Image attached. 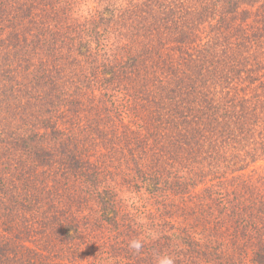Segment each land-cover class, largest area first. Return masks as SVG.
Here are the masks:
<instances>
[{"label":"trees","instance_id":"trees-1","mask_svg":"<svg viewBox=\"0 0 264 264\" xmlns=\"http://www.w3.org/2000/svg\"><path fill=\"white\" fill-rule=\"evenodd\" d=\"M94 1L0 0V264H264V0Z\"/></svg>","mask_w":264,"mask_h":264},{"label":"rangeland","instance_id":"rangeland-1","mask_svg":"<svg viewBox=\"0 0 264 264\" xmlns=\"http://www.w3.org/2000/svg\"><path fill=\"white\" fill-rule=\"evenodd\" d=\"M69 1H73V0H69ZM77 4L79 5L75 12L74 15L78 16L79 19L82 21V25L85 24V21H87L88 19H90L91 16H94L96 14V12L99 10V5L94 1V0H76ZM83 1V2H82ZM81 2V3H79ZM120 4V3H119ZM260 5H258L257 7L254 6V8L252 9V13H251V19L249 22V25H252L253 27L263 23L264 24V8H259ZM122 10L117 11V15H119V13H121ZM257 12V13H256ZM93 13V14H92ZM256 13V14H255ZM116 15V16H117ZM209 29V26H205ZM207 30V29H206ZM116 32H118V30H116ZM124 33V32H123ZM129 39L133 40L135 38L134 34H131L129 37ZM8 46V44H5V47ZM3 47V48H5ZM246 174H248V177H253V180H255L257 183L261 182L264 183V161H259L258 163H256L254 165V167L252 168V171H246ZM113 187H111L114 193L119 194L120 197H126L127 199L132 200L131 198L134 197L133 193L129 190H131L128 186L125 185L124 182V178L118 176V174L113 175V182H112ZM86 187V186H85ZM189 194L187 193V195L184 196V198H182L181 193L178 197H173L169 195L168 193H165V195H162L161 200H162V204H164V206L167 207L168 210L173 209L174 210V214H176V218H181L183 219L185 222H188L190 225L189 226H194V228L192 229V232L194 234V236L197 238V240H205L206 237L207 238H212L211 236H209L206 231L209 230L212 233H217V229L215 227V220H216V214L214 215L213 211H209L207 217L205 220H200L199 217L201 216L200 213H198V211H192L193 213L188 215L185 212H183V200H187L188 199V204L187 202H185L184 206L187 205V207H189L191 205V203L193 202V196L195 198H197L198 193H200L201 191H203L201 185L198 187H193L190 188L189 187ZM138 197H141V195H139L137 193ZM143 197V196H142ZM147 197V196H146ZM126 199V200H127ZM136 208L143 212V213H148L146 212V209L142 206L141 203L137 204V201H134ZM137 204V205H136ZM139 208H138V207ZM142 208V209H140ZM151 208V207H149ZM147 208V210L149 209ZM188 209V208H187ZM186 209V212H187ZM216 213V212H215ZM186 214V215H185ZM205 217H202V219H204ZM215 218V220H214ZM180 219V221H181ZM184 222V223H185ZM200 222V224H199ZM203 226V227H202ZM240 233H242V231L240 230V232H236V235L233 233L227 234V236L224 237H219V239H221L219 241V243H225L224 248H227V252H221V258L223 257H230L234 258V257H242L240 260H242V262L240 264H254L252 261V256L249 253L250 251L245 252V254L241 253L240 251H237V249H234L231 251V248L233 246V244H231V241H237V240H245V238H243L244 236L239 238ZM215 235V234H214ZM217 237V236H216ZM227 241H230V244H226ZM240 243H242L241 241H239ZM227 245V247H226ZM221 246V245H220ZM229 263V261H225V264Z\"/></svg>","mask_w":264,"mask_h":264},{"label":"clouds","instance_id":"clouds-1","mask_svg":"<svg viewBox=\"0 0 264 264\" xmlns=\"http://www.w3.org/2000/svg\"><path fill=\"white\" fill-rule=\"evenodd\" d=\"M128 248L135 253H140L143 248L141 238H135L129 241ZM154 264H175V258L168 254H159L154 258Z\"/></svg>","mask_w":264,"mask_h":264}]
</instances>
